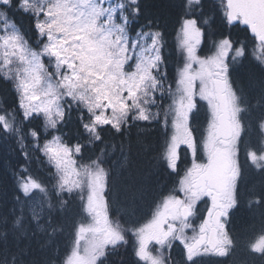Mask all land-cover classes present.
Instances as JSON below:
<instances>
[{
  "label": "snow or ice",
  "instance_id": "1",
  "mask_svg": "<svg viewBox=\"0 0 264 264\" xmlns=\"http://www.w3.org/2000/svg\"><path fill=\"white\" fill-rule=\"evenodd\" d=\"M169 7L171 48L152 0H0V148L22 161L0 264H223L241 245L264 258V214L255 238L231 227L246 168L264 177V0ZM151 126L156 179L114 196L113 164ZM249 196L264 205V181Z\"/></svg>",
  "mask_w": 264,
  "mask_h": 264
},
{
  "label": "trees",
  "instance_id": "2",
  "mask_svg": "<svg viewBox=\"0 0 264 264\" xmlns=\"http://www.w3.org/2000/svg\"><path fill=\"white\" fill-rule=\"evenodd\" d=\"M154 4L158 6V14L161 15L167 23L166 39L169 43V47L174 43V20L175 10L169 7L172 0H152ZM242 27V26H241ZM234 33L239 31L238 29H231ZM243 39V34L240 36ZM143 128L144 125H141ZM257 130L255 125L253 126L252 136L257 139ZM119 139V137H117ZM132 140V154L130 157V164L127 169H121L119 164H113V195L116 196L122 193L125 187V182L130 176L141 178L147 176L150 180H155L154 169H152V158L155 155L157 145L162 143V137L159 135V131L154 127H149L146 131L140 134L139 142L137 138V130L134 128L131 132ZM113 161L116 160L114 156ZM21 159L17 151H12L9 148H0V214H7L14 207L13 202V179L12 172L16 166L21 163ZM262 181L264 177L257 171L246 168L245 175L240 183V204L234 213V223L236 225L234 230L237 233H244L247 237L255 238L258 236V232L261 226L262 214H264V205L251 204L249 193H259L262 188ZM233 221L231 226L234 225ZM71 222L69 221L62 234L57 233L52 236L50 251L53 255L63 257L66 255L65 249L70 246V234ZM256 254H251L248 250L241 245L235 252L223 261V264H258V259L255 258ZM256 260L253 262V259Z\"/></svg>",
  "mask_w": 264,
  "mask_h": 264
},
{
  "label": "rangeland",
  "instance_id": "3",
  "mask_svg": "<svg viewBox=\"0 0 264 264\" xmlns=\"http://www.w3.org/2000/svg\"><path fill=\"white\" fill-rule=\"evenodd\" d=\"M201 207L203 208V207H205L204 205H201ZM236 212V211H235ZM234 212V213H235ZM234 216H235V214H233V218H234ZM232 218V221H233V223H234V221H235V219H233ZM235 225H236V222L234 223V225L233 226H231L233 229H234V227H235ZM258 235H259V232H258ZM258 259V260H256V259ZM255 258H252L253 259V262L256 260V261H258V264H264V258H261L259 255H256L255 256Z\"/></svg>",
  "mask_w": 264,
  "mask_h": 264
},
{
  "label": "flooded vegetation",
  "instance_id": "4",
  "mask_svg": "<svg viewBox=\"0 0 264 264\" xmlns=\"http://www.w3.org/2000/svg\"><path fill=\"white\" fill-rule=\"evenodd\" d=\"M236 211V210H235Z\"/></svg>",
  "mask_w": 264,
  "mask_h": 264
}]
</instances>
